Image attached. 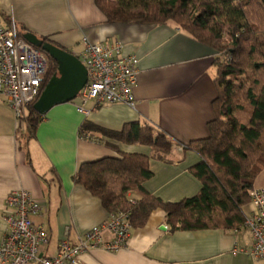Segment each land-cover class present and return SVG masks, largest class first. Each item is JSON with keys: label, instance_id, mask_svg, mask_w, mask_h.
I'll list each match as a JSON object with an SVG mask.
<instances>
[{"label": "crops", "instance_id": "crops-1", "mask_svg": "<svg viewBox=\"0 0 264 264\" xmlns=\"http://www.w3.org/2000/svg\"><path fill=\"white\" fill-rule=\"evenodd\" d=\"M0 22L13 24L49 38L66 51L79 55L82 39L114 46L121 42L126 54L139 59L133 87L135 108L124 104L78 102L55 106L31 138L17 129L14 111L0 96V241L8 229L6 199L29 191L40 203L35 217L48 234L41 255L53 257L61 241L78 242L94 227L107 221L110 212L101 200L74 182L83 163L125 154L150 157L152 177L144 187L165 203H178L198 195L201 181L191 172L201 157L184 147L210 136L215 119L213 102L219 52L183 31L173 21L163 24L109 23L95 0H0ZM151 125L176 144L166 159H158L147 146L126 144L93 127L121 132L126 124ZM88 125V130L82 129ZM24 133V132H23ZM263 174V173H262ZM256 188H262L258 185ZM131 199H138L134 194ZM252 214L251 204L243 208ZM166 230H162V227ZM106 239H111L105 233ZM253 243L245 227L235 230L199 229L172 231L167 214L154 210L145 225L133 227L125 249L84 253L81 264H264L241 249ZM0 264H2L0 262Z\"/></svg>", "mask_w": 264, "mask_h": 264}, {"label": "trees", "instance_id": "trees-1", "mask_svg": "<svg viewBox=\"0 0 264 264\" xmlns=\"http://www.w3.org/2000/svg\"><path fill=\"white\" fill-rule=\"evenodd\" d=\"M95 1L109 23L173 21L218 51V97L213 102L215 119L208 124L210 136L184 147L201 157L191 168L202 183L198 195L178 203L152 196L144 187L152 177L150 157L138 154L83 163L74 182L99 198L110 213H130L133 227L145 225L156 209L166 212L172 231L243 227V208L251 203L250 192L264 173V0ZM15 26L24 39L28 31ZM39 38L54 44L49 38ZM45 55L48 66L42 91L58 69L56 61ZM36 101L28 108L27 128L21 133L27 138L35 135L43 120L33 108ZM89 128L84 125L82 132ZM93 130L122 143L150 147L163 160L176 144L151 125L130 123L121 132L112 133L97 127ZM131 194L138 199H131Z\"/></svg>", "mask_w": 264, "mask_h": 264}, {"label": "built area", "instance_id": "built-area-1", "mask_svg": "<svg viewBox=\"0 0 264 264\" xmlns=\"http://www.w3.org/2000/svg\"><path fill=\"white\" fill-rule=\"evenodd\" d=\"M82 46L77 57L87 68L88 81L74 100L78 102L79 112L88 114L85 106L90 101L135 108L132 92L138 78L139 59L126 54L121 42L105 46L84 37ZM47 66L44 52L20 38L14 24L6 28L0 22V96L14 111L20 132L27 128L28 108L41 94ZM250 199L252 214L245 216L243 227L251 233L253 243L240 251L253 260L264 261V187L252 189ZM40 212L41 203L27 190L12 192L7 197L8 229L0 241L2 264H81L79 258L84 253L125 249L133 230L130 213L113 212L106 222L80 237L77 243L61 241L55 256H43L40 251L49 238L45 227L35 221ZM105 233L111 239H106Z\"/></svg>", "mask_w": 264, "mask_h": 264}, {"label": "water", "instance_id": "water-1", "mask_svg": "<svg viewBox=\"0 0 264 264\" xmlns=\"http://www.w3.org/2000/svg\"><path fill=\"white\" fill-rule=\"evenodd\" d=\"M24 39L48 54L58 65L57 72L45 85L33 108L45 116L55 106L76 100L88 81L87 68L83 62L76 55L50 42H44L32 32H26ZM166 229L162 227V230Z\"/></svg>", "mask_w": 264, "mask_h": 264}, {"label": "rangeland", "instance_id": "rangeland-1", "mask_svg": "<svg viewBox=\"0 0 264 264\" xmlns=\"http://www.w3.org/2000/svg\"><path fill=\"white\" fill-rule=\"evenodd\" d=\"M25 131H26V130H25ZM25 131H24V128H23V129H22V133L25 132ZM263 183H264V173L261 174V175L259 176L258 180H257V184H258V185H263Z\"/></svg>", "mask_w": 264, "mask_h": 264}]
</instances>
